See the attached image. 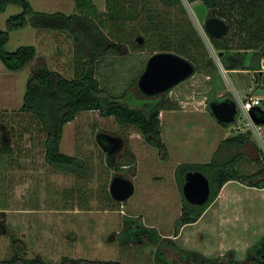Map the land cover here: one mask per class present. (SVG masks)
<instances>
[{"label":"rangeland","instance_id":"1","mask_svg":"<svg viewBox=\"0 0 264 264\" xmlns=\"http://www.w3.org/2000/svg\"><path fill=\"white\" fill-rule=\"evenodd\" d=\"M29 1L36 11L67 15L76 11L77 4L76 0ZM92 1L100 12L105 11L106 0ZM184 6L186 12L173 10L167 19L174 24L183 21L193 25L214 57L204 25L198 24L186 3ZM155 7L161 9L157 4ZM22 12L21 7L10 5L0 13V28L6 30L8 20ZM163 13L165 10H161V17ZM24 45L37 48L36 57L24 70L10 71L0 61V131L4 140L12 146V152L0 158V222L5 219L8 228L26 243L29 257L42 255L54 263L64 256L92 260L122 258L129 263L141 261L142 258L147 261L151 252L149 248L141 251L133 246L125 253L120 252L117 239L124 230V216L141 220L148 227L156 226L162 237L174 231L183 203L176 169L191 159L207 163L206 153L199 154L201 152L183 147L178 143L176 133L181 140L183 135L189 137L190 131L196 127L198 132L195 136L199 137L202 134L199 129L204 126L209 144L214 137L212 135L224 133L231 137L250 132V142L242 148L244 154L239 161L240 168L249 174L257 172L261 163L264 165V149L241 112L236 123L230 126H221L210 115L208 105L213 101V94L209 82L212 78L199 72L169 91L167 96L173 103L172 109L178 113L179 125L171 129L167 115L161 117L160 114V120H163L161 139L168 150L165 159L134 126H120L113 117H103L99 112L89 111L80 113L65 126L61 143L63 153L87 159V172L84 176H76L56 171L45 161L44 133L31 115L21 111L23 98L33 68L46 65L72 78L79 67L80 58L76 54L73 38L67 32L35 29L30 22L25 28L11 32L6 50L14 52ZM119 52L106 54L97 65V77L105 93L117 96L128 90L131 96L123 102L134 108H143L142 103H154L158 99L160 102L163 94L140 96L138 87L133 86L134 79L140 75L143 67L146 68L147 62H144L152 56L151 51L134 50L131 45L125 44L119 47ZM262 67L256 74L257 80L247 71L229 72L230 83L218 67L225 84L223 94L234 99L237 93L243 99L252 90L250 86L256 89L264 86V76L260 74L264 72V65ZM221 85L218 84V89ZM220 94L218 92L216 97ZM189 102H195V107H205L209 116L207 123L198 117H194L197 120L194 123L189 121L192 118L183 120L180 113L194 107ZM101 133L118 137L123 143L111 160L97 140ZM127 149L131 150L133 156L128 155ZM258 156L261 163L255 161ZM132 160L135 161L134 165H122ZM115 167L119 169L114 170ZM117 175L132 180L135 193L125 203L108 207L101 198L100 182L107 183L109 180L111 183ZM210 208L201 222L199 220L187 226L176 240L177 245H187L224 263L244 261L253 246H264V189L239 181L229 182ZM4 232L0 228V259L10 253V239ZM220 235L222 239L219 242Z\"/></svg>","mask_w":264,"mask_h":264},{"label":"trees","instance_id":"2","mask_svg":"<svg viewBox=\"0 0 264 264\" xmlns=\"http://www.w3.org/2000/svg\"><path fill=\"white\" fill-rule=\"evenodd\" d=\"M185 1L189 5L205 4L208 12L228 24V31L223 37L216 38L207 34L214 53H224L220 57V62L228 73L232 70L262 69L264 0ZM185 1L106 0L105 11L100 12L92 0H76V11L67 15L62 12L36 11L29 0H0V13L5 12L10 5L23 9L22 13L8 20L6 30L0 28V61L6 69L13 72L24 70L37 55V48L33 45L21 46L14 52L6 50L11 32L25 28L29 22L35 29L67 32L73 38L76 54L80 58L79 67L72 78L43 65L33 68L27 81L21 111L31 115L44 133L45 161L52 169L76 176H84L87 172V159L63 153L61 143L65 126L74 121L80 113L89 111L99 112L103 117H113L120 126H134L146 142L156 147L163 158H166L168 150L161 139L160 114L164 110L172 109L173 103L167 98L169 92L163 94L160 102L158 99L154 103H142L143 108H134L123 102L131 96L128 90L117 96L105 93L97 77V65L100 59L108 53L120 54L119 47L122 45H131L134 50L148 49L152 55L169 52L187 59L195 66V74L203 72L212 78L209 82L213 94L211 102L227 98L223 94L225 84L219 74V68L198 30L183 21L174 24L171 19H167L173 10L186 12ZM155 4L161 6V9L156 8ZM161 10H165L162 17ZM138 36L145 39L144 44L137 43ZM247 56L252 59L249 64L236 60L237 57ZM144 70L145 67L142 68L140 75ZM140 75L134 79L133 86L138 87ZM218 82L222 83L220 89L217 87ZM216 92L221 93L220 96L216 97ZM138 94L144 96L139 88ZM250 136V132H241L227 137L219 144L214 157L208 163H183L177 167L176 179L182 195L185 176L189 172L198 171L209 179L211 196L207 204L196 206L187 202L183 195L181 215L175 223V237L180 234L183 227L194 224L202 218L227 183L239 181L250 187L264 189V165L260 162L259 156L255 161L261 163V167L255 173H244L239 165L241 155L244 154L242 148L250 142ZM11 152V144L4 140L0 131V158ZM127 153L132 155L130 149H127ZM134 164L135 161L132 160L122 165ZM118 169V167L114 168V170ZM106 182H100L101 198L108 207L114 204L121 205L111 197L110 181ZM123 222L124 230L119 233L117 239L120 252L125 253L133 246L139 250L149 248L151 252L147 261L142 258L141 261L133 260L129 263L122 258L92 260L64 256L59 262L54 263L47 261L42 255L29 257L26 243L8 228L4 219L0 222V228L5 230L4 235H8L10 239V253L0 259V264H186L188 262L223 264L199 253L178 248L174 240L162 237L158 234L157 228L145 226L141 220L124 216ZM257 249V246L251 248L246 260L235 264H264L260 262L262 254L255 251ZM169 250L176 252L174 260H168ZM254 252L257 258L255 262L252 258Z\"/></svg>","mask_w":264,"mask_h":264},{"label":"water","instance_id":"3","mask_svg":"<svg viewBox=\"0 0 264 264\" xmlns=\"http://www.w3.org/2000/svg\"><path fill=\"white\" fill-rule=\"evenodd\" d=\"M185 3L193 12L198 24L200 26L204 25L205 32L208 35L216 38L226 35L228 31L226 21L208 12L205 4L197 3L192 7L186 1ZM136 40L139 45L145 42L142 36H138ZM223 55V52L214 53V58L223 76L230 83L227 72L220 62V57ZM194 74L195 66L187 59L175 53L160 52L153 54L147 61L146 68L138 80V88L145 96L156 97L171 91L182 82L192 78ZM209 108L212 116L220 125L230 126L236 123L239 111L234 99L226 98L222 101L211 102ZM257 112H264V110L257 107L251 112L254 122L264 125V120L257 117ZM107 140L113 142L115 148L122 147V141L118 137L108 135ZM109 191L116 202L125 203L134 195L135 185L132 180L122 175H117L112 178ZM183 195L190 204L204 206L211 196L209 179L202 172L187 173L183 185Z\"/></svg>","mask_w":264,"mask_h":264},{"label":"crops","instance_id":"4","mask_svg":"<svg viewBox=\"0 0 264 264\" xmlns=\"http://www.w3.org/2000/svg\"><path fill=\"white\" fill-rule=\"evenodd\" d=\"M236 60H238V62H245V63H247V64H249L250 63V60L252 61V59H251V57L250 56H247L246 58H243V57H237V59ZM263 65H264V59H263ZM263 68V67H262ZM262 70V69H261ZM242 71V70H241ZM241 71H238V70H232L231 72H241ZM258 71H260V70H258ZM258 71H247V72H249V74H252L253 76H252V78L253 79H255V80H257V76H256V74H257V72ZM227 72V75H228V71H226ZM261 75H262V77L264 76V72H261L260 73ZM194 77V76H193ZM249 88H251V89H253V92H254V95H256V96H258V97H260L261 99H262V105L260 106V108H262L263 110H264V92L263 93H259V91H261V90H263L264 91V86H260L259 88H252L251 86L249 87ZM248 88V89H249ZM262 88V89H261ZM189 104H191L192 106H194V107H191V108H189L188 109V111H183L182 113H180V115H182L183 116V120H186V117L187 118H192L191 120H189L190 121V123H194V121L196 120V118H194V117H198L199 119H203V120H205V122L207 123V121H208V114H207V111H206V109H205V107H195V102H189ZM203 104V103H202ZM259 113V112H258ZM164 114H166L167 115V118H168V120H167V122H168V125L170 126V127H172L171 129H174L175 127H177L178 125H179V122H178V113L176 112V111H174V109H171V110H164V111H162L161 112V117L164 115ZM210 115L212 116V114H211V112H210ZM213 117V116H212ZM214 118V117H213ZM215 119V118H214ZM162 121V124H163V120H161ZM197 121V120H196ZM222 126V125H221ZM198 130V128H196V127H194V129H192L191 131H190V135H189V137H188V135H183L182 136V138H181V140H180V138H179V136L177 135L178 133H176L175 134V137H177L178 138V140H179V142L178 143H180L183 147H189L190 148V150H192V151H199V152H201V153H199V154H204V153H206V155H207V158L205 159V160H207V163L208 162H210L211 161V159L214 157V154H215V151H216V149H217V147L219 146V144H220V142H222L224 139H226L227 138V136H228V134H219V135H212V136H214V137H212L211 138V142L209 143V144H207V141L206 140H208V138H207V129H205V127L203 126V128L202 129H199V132L201 131L202 132V134H201V136H199V137H196L195 136V134H196V132H198L197 131ZM184 134H185V132H184ZM205 138H207V139H205ZM202 156H205V155H202ZM188 163H199V161H195V159H191V161H189ZM216 201H217V199H216ZM216 201H214V203L216 202ZM213 203V204H214ZM212 204V205H213ZM211 205V206H212ZM211 210V208L209 209H207L206 210V212L204 213V215L202 216V218L201 219H203V218H205L207 215H208V212ZM221 216V215H220ZM220 218V217H219ZM201 219H200V222H201ZM219 220V219H218ZM187 226H190V225H187ZM187 226H185V227H183L182 228V230L180 231V234L177 236V237H175V235H174V231H171L170 233H167V235H164L163 234V237L164 238H168V239H172V240H174V242H175V244H176V246L178 247V248H180V249H182V250H186V251H192V252H196V253H199V254H201V255H203L204 257H206V258H209V259H213V258H210L211 256L209 255V254H204V253H202V252H197V251H194V250H192V249H190L187 245L186 246H184V247H180L179 245H177V243H176V240L178 241L179 240V238L181 237V235L183 234V232H184V230L187 228ZM152 227H156V226H152ZM220 239H219V242H220V240L222 239V236L220 235V237H219ZM218 246H217V244H216V248H217ZM254 247V246H253ZM216 251V249H214V252ZM214 252H212V253H214ZM88 258H90V256L88 257ZM174 258H176V252L174 251V250H169V252H168V260H174ZM216 260V259H215ZM240 262V261H239ZM223 264H235V262L234 261H229V262H222ZM186 264H193V263H190V262H188V263H186Z\"/></svg>","mask_w":264,"mask_h":264},{"label":"built area","instance_id":"5","mask_svg":"<svg viewBox=\"0 0 264 264\" xmlns=\"http://www.w3.org/2000/svg\"><path fill=\"white\" fill-rule=\"evenodd\" d=\"M234 100L238 105V111L241 112L246 119L248 120V126L254 131L260 146L264 149V125H259L254 122L251 112L254 111L257 107L262 105V99L254 95L253 89L248 92L244 98H240L237 93H235ZM239 115V114H238ZM257 117L261 120H264V112H257Z\"/></svg>","mask_w":264,"mask_h":264},{"label":"flooded vegetation","instance_id":"6","mask_svg":"<svg viewBox=\"0 0 264 264\" xmlns=\"http://www.w3.org/2000/svg\"><path fill=\"white\" fill-rule=\"evenodd\" d=\"M107 136H108L107 134L101 133V134L98 135L97 140H98L99 144L102 146V148L105 151V153L107 154L108 159L111 160V158L116 155V153L118 152V150L120 148H118V147L115 148V144L113 142L107 140ZM122 145H123V143H121V146ZM257 248L258 249L255 250V251H259V253L261 252V254H262L261 255L262 258H261L260 262H264V247L263 246H261V247L258 246ZM252 258H253V262H255L257 260V258L255 257V252L252 255Z\"/></svg>","mask_w":264,"mask_h":264}]
</instances>
